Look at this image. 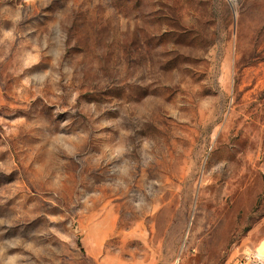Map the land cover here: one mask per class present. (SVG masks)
I'll return each instance as SVG.
<instances>
[{
	"label": "rangeland",
	"instance_id": "1",
	"mask_svg": "<svg viewBox=\"0 0 264 264\" xmlns=\"http://www.w3.org/2000/svg\"><path fill=\"white\" fill-rule=\"evenodd\" d=\"M264 233V0H0V264H228Z\"/></svg>",
	"mask_w": 264,
	"mask_h": 264
},
{
	"label": "crops",
	"instance_id": "2",
	"mask_svg": "<svg viewBox=\"0 0 264 264\" xmlns=\"http://www.w3.org/2000/svg\"><path fill=\"white\" fill-rule=\"evenodd\" d=\"M244 248H251L257 259H259L261 264H264V233L254 237V239L250 240L247 243H242V245L238 246L235 255H233L231 261L228 264H238V257ZM250 264H258V263H250Z\"/></svg>",
	"mask_w": 264,
	"mask_h": 264
},
{
	"label": "built area",
	"instance_id": "3",
	"mask_svg": "<svg viewBox=\"0 0 264 264\" xmlns=\"http://www.w3.org/2000/svg\"><path fill=\"white\" fill-rule=\"evenodd\" d=\"M253 262L261 264L251 248H244L238 257V264H250Z\"/></svg>",
	"mask_w": 264,
	"mask_h": 264
}]
</instances>
